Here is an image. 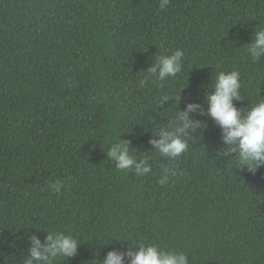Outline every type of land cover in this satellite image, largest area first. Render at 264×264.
<instances>
[{
  "label": "trees",
  "instance_id": "16d2710c",
  "mask_svg": "<svg viewBox=\"0 0 264 264\" xmlns=\"http://www.w3.org/2000/svg\"><path fill=\"white\" fill-rule=\"evenodd\" d=\"M258 27L264 0H0V264H24L28 238L48 232L81 244L54 264L140 243L189 264H264V167L219 154L221 129L198 112L207 127L180 157L150 143L187 104L206 110L221 71L241 74L238 108L264 98V57L248 53ZM177 49L182 71L158 81L147 70ZM122 140L149 174L116 169L106 152ZM165 168L176 175L161 185Z\"/></svg>",
  "mask_w": 264,
  "mask_h": 264
},
{
  "label": "clouds",
  "instance_id": "9594fccd",
  "mask_svg": "<svg viewBox=\"0 0 264 264\" xmlns=\"http://www.w3.org/2000/svg\"><path fill=\"white\" fill-rule=\"evenodd\" d=\"M170 0H160V8L168 6ZM248 53L255 61L264 57V28L258 27L252 42L248 44ZM184 51L175 50L171 55L160 56L147 71L160 82L174 78L183 68ZM142 84L147 81H142ZM205 93L206 110L200 103H189L184 110H178L175 120L167 127L159 130L150 143L160 155L174 160L188 149V138L192 133L207 127L205 120L193 118V113L210 117L221 129V147L218 153L224 156L237 157L240 170H247L255 175L264 167V98L247 108H238L234 101L243 102L242 81L239 71H221ZM168 96L161 98L168 101ZM181 100V96L178 102ZM202 135V133H201ZM130 141L122 140L114 143L108 149L107 156L114 162L120 172L134 171L136 176H144L152 171L149 158L137 160L130 152ZM169 175L175 171L164 169V175L158 181L167 184ZM53 192L64 188L61 180L49 184ZM116 241H124L119 238ZM28 256L24 264H54L57 258H73L81 244L72 235L63 232H48L45 239L32 234L28 238ZM100 264V262H99ZM102 264H189L188 257L183 252L165 250L155 243H140L129 246L127 251H109Z\"/></svg>",
  "mask_w": 264,
  "mask_h": 264
}]
</instances>
